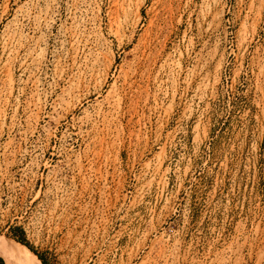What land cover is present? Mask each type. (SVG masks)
<instances>
[{
	"label": "rangeland",
	"instance_id": "obj_1",
	"mask_svg": "<svg viewBox=\"0 0 264 264\" xmlns=\"http://www.w3.org/2000/svg\"><path fill=\"white\" fill-rule=\"evenodd\" d=\"M0 245L264 264V0H0Z\"/></svg>",
	"mask_w": 264,
	"mask_h": 264
},
{
	"label": "bare ground",
	"instance_id": "obj_2",
	"mask_svg": "<svg viewBox=\"0 0 264 264\" xmlns=\"http://www.w3.org/2000/svg\"><path fill=\"white\" fill-rule=\"evenodd\" d=\"M21 247H23V246H21ZM23 248H25V247H23ZM26 250L29 251L28 249H26ZM0 255H2L6 259L8 264L12 263L13 260L10 261V259H12V255H11L10 250L5 248V247H3V246H1V245H0ZM29 257L33 258L34 261H37L39 263V260L37 259V257L34 256L31 252H30V256Z\"/></svg>",
	"mask_w": 264,
	"mask_h": 264
},
{
	"label": "trees",
	"instance_id": "obj_3",
	"mask_svg": "<svg viewBox=\"0 0 264 264\" xmlns=\"http://www.w3.org/2000/svg\"><path fill=\"white\" fill-rule=\"evenodd\" d=\"M0 264H3V260H2V258L0 257Z\"/></svg>",
	"mask_w": 264,
	"mask_h": 264
}]
</instances>
